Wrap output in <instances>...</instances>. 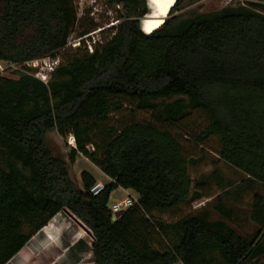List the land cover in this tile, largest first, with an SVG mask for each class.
Listing matches in <instances>:
<instances>
[{"label": "trees", "instance_id": "16d2710c", "mask_svg": "<svg viewBox=\"0 0 264 264\" xmlns=\"http://www.w3.org/2000/svg\"><path fill=\"white\" fill-rule=\"evenodd\" d=\"M190 1L175 0L172 17L146 35L140 30L146 0H106L121 7L117 23L99 32L106 36L89 54L65 49L80 20H88L77 18L75 0H0V62L20 66L70 52L47 84L26 72L0 77V264L61 213L88 230L94 264L264 258L263 194L252 197L250 219L258 227L252 239L206 214L178 215L208 198L192 191L188 169L196 162L155 124L111 123L127 108L167 126L195 111L205 121L195 143L216 138L219 160L243 173L247 188L264 192V0L174 15ZM98 29L89 19L76 37ZM51 132L73 136L67 162L49 149ZM78 156L113 181L99 195L89 192L96 182L88 172L80 174L82 189L69 178L67 166ZM117 188L137 199L115 219L108 203ZM167 214L170 221L160 218Z\"/></svg>", "mask_w": 264, "mask_h": 264}, {"label": "rangeland", "instance_id": "374dc122", "mask_svg": "<svg viewBox=\"0 0 264 264\" xmlns=\"http://www.w3.org/2000/svg\"><path fill=\"white\" fill-rule=\"evenodd\" d=\"M245 4L246 2L243 0H191L184 4L174 15L189 16L197 13H210L225 7H237ZM146 6L149 9L147 0ZM75 7L77 18L87 15L86 19H90L102 29L111 24H116L115 11L121 10L120 6L116 8L107 6L106 0H75ZM170 17L172 16L167 19H170ZM88 20L86 22L80 20L71 35L72 38H77L76 36L85 29ZM105 36L106 33L100 35V37L97 35L101 39ZM68 54L70 52L63 55ZM63 55L60 58L64 57ZM38 67L39 65L37 64L30 68L23 66L18 71L0 74V77L17 79L19 73L23 70L26 73L34 74ZM156 103L160 104L161 101ZM134 122L152 123L163 130L170 131L182 145L184 156L196 162L194 166H190L188 169L192 191H200L208 195V198H202L194 203L182 206L177 211L178 215L185 217L206 214L210 222L224 221L229 228L235 230L243 237L252 239L256 235L258 227L250 219L251 202L255 193L264 195L262 187L256 185L253 188H247L244 183L246 176L219 160V142L216 138H211L202 144L195 143V135L205 125V121L199 113L190 112L182 121L173 126L163 124L149 112H138L130 108L113 116L111 120V123L116 124V126H125ZM67 139L68 137L66 140H62L55 132L48 133L46 136L47 145L53 155L61 157L66 162L70 152ZM91 166V163L81 156L75 159L74 164H68L69 178L78 189H82L80 174L83 171L90 173L97 179L101 178V175L95 172ZM220 178L222 180L221 184ZM127 195L135 198L133 192H125L122 188H117L111 194L108 205L112 206V204L124 200ZM218 208H221L220 211ZM160 218L167 221L171 220L169 214L160 216ZM50 223L51 225H47L42 229L44 232L40 231V235L31 240L8 264H65L66 262L64 261L70 259L75 247V250L80 251L83 257V261L80 264H94L92 257L88 256V249H86L89 236L80 222L61 213L54 220H51ZM55 225H64V228L60 227L66 228V233L62 237L63 240H60L59 247L62 248L60 251L46 248L42 241L43 237H45L44 235H49ZM79 235L83 237L84 241H77ZM247 264H264V258L253 260Z\"/></svg>", "mask_w": 264, "mask_h": 264}, {"label": "built area", "instance_id": "2783aa9c", "mask_svg": "<svg viewBox=\"0 0 264 264\" xmlns=\"http://www.w3.org/2000/svg\"><path fill=\"white\" fill-rule=\"evenodd\" d=\"M102 30L103 29H98L83 37H77V38L73 37L72 38V36H70L68 38L65 49L76 50V49L81 48L83 50H86L89 54L93 53L95 45L101 43V38H98L97 35L100 37L99 32H101ZM60 63H61V58L59 54H55V56H52V57H46V58L30 61V62L23 64L22 66L15 65L9 62H0V74H3V73L7 74V73L14 72V71H18L22 69L21 67L23 66L30 68L37 64L39 65L37 71L34 74H29V75L33 76L35 79L41 81L42 83L47 84L52 73L55 72V70L58 68ZM22 72H24V70ZM67 145L69 146L70 149L75 148V141H74L73 136L71 135L68 136ZM112 182L113 181L109 179V183H112ZM105 186L106 185L103 183L96 182L90 188L89 192L92 196H97L104 190ZM135 203H136L135 198H133L132 196H127L124 200L113 204L110 207V210L112 214L114 215L118 212H123L127 210L128 208L132 207Z\"/></svg>", "mask_w": 264, "mask_h": 264}, {"label": "crops", "instance_id": "0c3cea01", "mask_svg": "<svg viewBox=\"0 0 264 264\" xmlns=\"http://www.w3.org/2000/svg\"><path fill=\"white\" fill-rule=\"evenodd\" d=\"M174 3H175V0H174ZM174 5V4H173ZM148 11H149V9H148ZM150 15V11H149V13L147 14V16L144 18V19H142L141 20V22H140V30L144 33V34H146V35H148L147 33H145L143 30H142V24H143V22L145 21V20H147V18H148V16ZM167 18V17H166ZM165 18V19H166ZM164 19V20H165ZM163 20V21H164ZM161 26V25H160ZM82 157V156H81ZM92 165V164H91ZM91 167H93L94 168V171L95 172H97V173H99L100 175H101V178L100 179H97L96 177H93L90 173V175L94 178V180H95V182H100V183H102V181H104L103 183L105 184V185H107V184H109V178L108 177H106L104 174H102L101 173V171L100 170H98L95 166H91ZM103 179V180H102ZM125 192H129V190H124ZM113 193V192H112ZM111 193V194H112ZM111 194H110V197H111ZM127 196H130V195H127ZM126 196V197H127ZM135 199H137V196L135 195ZM109 200H110V198H109ZM115 204V203H114ZM113 205V204H112ZM109 207H111V206H109ZM57 216H59V214L57 215ZM56 217V216H55ZM54 217V218H55ZM54 218L52 219V220H54ZM48 225H51V223L49 222L48 223ZM60 226H62V225H55L53 228H52V230L50 231V233H49V235H44L45 237H43V239H42V241H43V244H45V246H46V248H48V249H50V250H61L62 248H60L59 247V244H60V240L62 239V237H63V234L64 233H66V228L65 229H63L64 228V225L62 226V227H60ZM45 228V227H44ZM43 228V229H44ZM41 232H44V231H42L41 230ZM40 233V232H39ZM36 234L34 237H32L31 239H30V241L31 240H34L38 235H40V234ZM88 236H89V234H88ZM63 240V239H62ZM29 241V242H30ZM77 241L78 242H82V241H84V239H83V237L81 236V235H79V237H78V239H77ZM76 241V242H77ZM28 242V243H29ZM27 243V244H28ZM27 244H26V246H27ZM90 245H91V237L89 236V241L87 242V247H86V249H88V256H90L91 257V252H90ZM25 246V247H26ZM24 247V248H25ZM23 248V249H24ZM76 248V247H75ZM75 248L73 249V253L71 254V257H70V259H66V261H64V262H66L65 264H80L82 261H83V257H82V254L80 253V251H77V250H75ZM22 249V250H23ZM21 250V251H22ZM20 251V252H21ZM19 252V253H20ZM18 253V254H19ZM61 256H63V255H61ZM177 264H180V263H177Z\"/></svg>", "mask_w": 264, "mask_h": 264}, {"label": "bare ground", "instance_id": "6f19581e", "mask_svg": "<svg viewBox=\"0 0 264 264\" xmlns=\"http://www.w3.org/2000/svg\"><path fill=\"white\" fill-rule=\"evenodd\" d=\"M150 15L142 24V30L150 34L162 25L163 20L168 16L173 7L174 0H147Z\"/></svg>", "mask_w": 264, "mask_h": 264}, {"label": "water", "instance_id": "95a60500", "mask_svg": "<svg viewBox=\"0 0 264 264\" xmlns=\"http://www.w3.org/2000/svg\"><path fill=\"white\" fill-rule=\"evenodd\" d=\"M121 214H122V212H118V213L114 214V218L117 219ZM86 232L88 233V230H86Z\"/></svg>", "mask_w": 264, "mask_h": 264}]
</instances>
